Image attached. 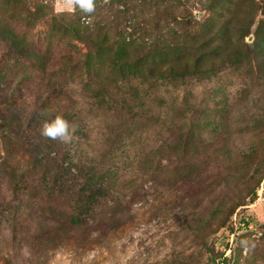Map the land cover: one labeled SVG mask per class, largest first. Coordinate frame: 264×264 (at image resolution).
<instances>
[{
  "label": "rangeland",
  "instance_id": "374dc122",
  "mask_svg": "<svg viewBox=\"0 0 264 264\" xmlns=\"http://www.w3.org/2000/svg\"><path fill=\"white\" fill-rule=\"evenodd\" d=\"M86 15L0 0V264H264V0Z\"/></svg>",
  "mask_w": 264,
  "mask_h": 264
},
{
  "label": "clouds",
  "instance_id": "9594fccd",
  "mask_svg": "<svg viewBox=\"0 0 264 264\" xmlns=\"http://www.w3.org/2000/svg\"><path fill=\"white\" fill-rule=\"evenodd\" d=\"M75 6L83 13L88 15L85 19L90 17L96 9V0H75ZM69 90L79 92L80 88L77 84H70ZM75 128L71 122L63 115H56L54 118L45 121L43 124L41 135L51 139L58 140L61 143H71L73 140Z\"/></svg>",
  "mask_w": 264,
  "mask_h": 264
}]
</instances>
